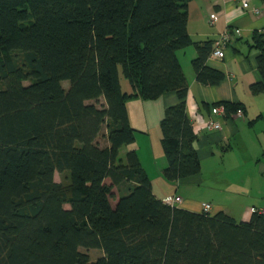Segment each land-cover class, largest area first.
<instances>
[{"label":"trees","instance_id":"obj_1","mask_svg":"<svg viewBox=\"0 0 264 264\" xmlns=\"http://www.w3.org/2000/svg\"><path fill=\"white\" fill-rule=\"evenodd\" d=\"M192 1L0 0V264H264L263 212L237 221L169 204L131 147L128 102L175 91L180 102L160 121L162 177L177 188L202 171L178 52L196 48L205 85L225 73L207 64L214 41L190 35ZM250 46L258 95L264 30ZM219 104L228 117L245 110L231 101L209 110Z\"/></svg>","mask_w":264,"mask_h":264},{"label":"crops","instance_id":"obj_2","mask_svg":"<svg viewBox=\"0 0 264 264\" xmlns=\"http://www.w3.org/2000/svg\"><path fill=\"white\" fill-rule=\"evenodd\" d=\"M244 1L248 2V7H243ZM253 7H258L260 12H253ZM189 15L188 29L194 41L215 42L222 32L230 31L231 39L224 57L217 58L210 55L207 60L209 66L224 72L225 78L217 85H205L199 82L192 67V60L197 55L196 48L189 46L178 52L189 81L186 108L198 134L195 147L201 159L202 171L188 180L177 182V188L163 178L164 188L162 187L161 190L159 186L156 189L153 184V190L162 198L170 195L181 197L182 202L177 204L179 207L202 212V204L208 202L212 204L211 214L224 210L237 221H248L252 216L250 211L252 207L264 209V192L248 196L250 198L261 196L262 200L259 204L262 206L247 207L243 205L237 207V203L240 204L239 200L229 194L245 195L243 192L231 190L232 187L245 189L249 186L252 177L264 174V129L258 132V142L249 134L254 124L250 121L264 118V93L254 95L250 90L251 84L262 80L257 63L258 51L251 48L250 44L254 32L264 30V0H193L189 6ZM212 15L216 16V21L213 23ZM127 89L130 90V87ZM222 101L242 102L245 107V117H239L236 113L230 117H218L222 122L220 130H210L204 124L193 120L197 116L208 117L209 106ZM178 102L180 99L175 91L167 92L155 100L134 99L128 102L130 121L138 129L136 142L131 147L137 149L149 176L150 169L147 166L149 161L152 160L155 165L160 164L158 167L160 173L167 166L160 121L165 110ZM136 109L139 114L134 118ZM245 149L249 156L256 152V159L249 161L247 166L238 168L239 172H237L235 169L238 166L232 162L233 154L235 150L243 154ZM260 162L261 165L257 167L255 164ZM220 164H225L228 171L233 174L228 175L224 180L213 174L211 182L205 184L209 193H206L202 201L195 198L196 196L193 198L191 193L196 195L205 182L203 175H206V165L215 168V165ZM250 167L255 172L251 176ZM181 185L189 188L184 190L185 197L180 195Z\"/></svg>","mask_w":264,"mask_h":264},{"label":"rangeland","instance_id":"obj_3","mask_svg":"<svg viewBox=\"0 0 264 264\" xmlns=\"http://www.w3.org/2000/svg\"><path fill=\"white\" fill-rule=\"evenodd\" d=\"M70 82L68 80L63 81V85L64 87H69ZM92 102H96V101H92ZM103 103V99H101L97 105L101 106V104ZM138 109H136V113H134V118H137L138 115ZM139 119V118H138ZM137 119V120H138ZM254 119V118H252ZM264 129V118L263 119H256V121L254 122V124L251 127V130L249 132V134L251 135L252 139L256 140L258 142V132ZM104 131H102V133H104ZM99 143L104 146L107 145V140L101 135L98 138ZM259 144V143H258ZM128 147H123L121 150V154L123 155L125 153V151L127 150ZM244 153L241 154L240 151L235 150V153L233 154V158H232V162L235 163L236 166H238L235 170L237 172H239L238 168L241 167H245L249 164V161L251 160H255L256 159V152H254V154L252 156H249V154L247 153L246 149L243 151ZM260 154V152H259ZM257 165V167L259 165H261V162ZM148 169H150V176L152 179V183L154 184L155 188L157 189L159 186L160 189L162 190L164 188V182H163V177H162V173H160V170L158 169L159 165H155L154 163H152V160L149 161L148 163ZM240 166V167H239ZM227 166H225V164H220L219 166L215 165V168H213V166H207L206 165V175L204 176V184L203 187L201 186L200 189H198L197 194H192V197L194 198V196H196L195 198H199L200 201H202L203 197H205L206 193L209 191L206 187L205 184L206 182H211V178L213 176V174H215L219 179H227V176L230 174H233L231 172L228 171V168H226ZM157 168V169H156ZM251 168V167H250ZM249 169V168H248ZM250 176L251 174L255 173L253 172V169H250ZM250 176L248 175V178H250ZM247 177V176H246ZM55 178L57 181H62L63 180V175L56 172ZM109 181V180H107ZM163 187V188H162ZM181 189L182 191L180 192L181 196L185 197L186 195L184 194V190H189L188 187H186L185 185H181ZM194 189L196 190V186H194ZM231 190H235L238 192H243L245 193V195H234V194H229L231 197H234V199H238L240 204L237 203V207L239 205V207L241 205H243L244 207L247 206H252V205H256V206H262L261 204H259V202L262 200L261 196H259L258 198H250L248 197L249 195H254V194H262L264 192V174H257L256 176L252 177L251 182L249 183V186L245 189L241 188H237V187H232ZM116 193H115V197L114 199H111V203L113 205V207L116 205L117 201H115L116 197L119 195V191L117 189H115ZM209 193V192H208ZM233 211V210H232ZM85 252H88L91 256L92 259H96L99 256L102 255V250L100 249H82Z\"/></svg>","mask_w":264,"mask_h":264},{"label":"built area","instance_id":"obj_4","mask_svg":"<svg viewBox=\"0 0 264 264\" xmlns=\"http://www.w3.org/2000/svg\"><path fill=\"white\" fill-rule=\"evenodd\" d=\"M243 7H248V3L244 1L242 3ZM253 12L259 13L260 9L255 7L252 9ZM211 21L212 23L216 21V16L212 15L211 16ZM231 39V33L229 30H225L222 32L219 36L218 39L215 40L213 44V49L211 52V56L217 57V58H223L225 55V50L227 48V45ZM236 114L239 117H245L244 112L239 109ZM218 117H227V110L225 105L219 104L217 106L211 107V113L208 117H203V116H197L194 117L193 120L196 123H202L204 126H206L208 129L212 130H220L222 128V122L221 120L218 119ZM165 201L169 204H179L182 202V198L179 196H167L165 198ZM202 209L204 212H210L212 210V204L205 202L202 204ZM256 210H259L264 213V209H257L255 207H252L250 209L251 212H254Z\"/></svg>","mask_w":264,"mask_h":264},{"label":"clouds","instance_id":"obj_5","mask_svg":"<svg viewBox=\"0 0 264 264\" xmlns=\"http://www.w3.org/2000/svg\"><path fill=\"white\" fill-rule=\"evenodd\" d=\"M210 113H211V110H210ZM228 117V116H227ZM192 120V119H191ZM193 122V121H192ZM194 125V124H193ZM171 196V195H170ZM166 198V197H165ZM256 208V207H255ZM258 209V208H257ZM208 213H211V211L210 212H208ZM253 213V212H252Z\"/></svg>","mask_w":264,"mask_h":264}]
</instances>
